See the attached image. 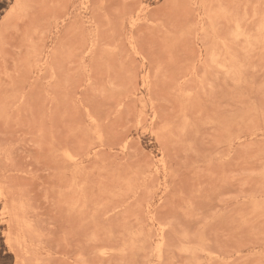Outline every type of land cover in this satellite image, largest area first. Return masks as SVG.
<instances>
[{
    "label": "rangeland",
    "instance_id": "rangeland-1",
    "mask_svg": "<svg viewBox=\"0 0 264 264\" xmlns=\"http://www.w3.org/2000/svg\"><path fill=\"white\" fill-rule=\"evenodd\" d=\"M262 18L0 0V264H264Z\"/></svg>",
    "mask_w": 264,
    "mask_h": 264
},
{
    "label": "bare ground",
    "instance_id": "bare-ground-1",
    "mask_svg": "<svg viewBox=\"0 0 264 264\" xmlns=\"http://www.w3.org/2000/svg\"><path fill=\"white\" fill-rule=\"evenodd\" d=\"M254 10V9H253ZM262 19H264V18H262ZM264 22V21H263ZM264 24V23H263ZM262 30H263V28H262ZM238 34V33H237ZM244 36V35H243ZM263 38H264V36H263ZM241 64V63H240ZM240 66V65H239ZM232 75V74H231ZM17 217V216H16ZM159 244V243H158Z\"/></svg>",
    "mask_w": 264,
    "mask_h": 264
}]
</instances>
